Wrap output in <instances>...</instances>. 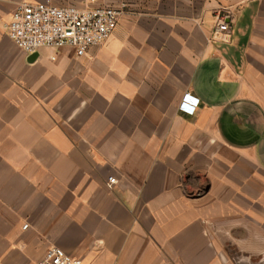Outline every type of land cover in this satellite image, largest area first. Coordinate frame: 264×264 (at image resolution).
<instances>
[{
    "label": "crops",
    "instance_id": "1",
    "mask_svg": "<svg viewBox=\"0 0 264 264\" xmlns=\"http://www.w3.org/2000/svg\"><path fill=\"white\" fill-rule=\"evenodd\" d=\"M40 1L0 0V264L50 246L84 264L264 262V0H97L123 13L81 57L9 38ZM221 12L229 42L211 39Z\"/></svg>",
    "mask_w": 264,
    "mask_h": 264
},
{
    "label": "built area",
    "instance_id": "2",
    "mask_svg": "<svg viewBox=\"0 0 264 264\" xmlns=\"http://www.w3.org/2000/svg\"><path fill=\"white\" fill-rule=\"evenodd\" d=\"M97 0H85L82 6L55 5L53 0L22 2L13 10L7 24L9 38L25 53L36 54L42 48L70 49L77 57L84 56L91 48L105 44L113 34L124 6L99 5ZM228 12L215 15L211 39L229 42L231 26ZM56 56H52L55 59ZM200 99L186 93L180 109L194 114ZM116 183L114 176L108 184ZM26 227V225H25ZM34 264H84L83 260L57 246L47 248L43 258Z\"/></svg>",
    "mask_w": 264,
    "mask_h": 264
},
{
    "label": "rangeland",
    "instance_id": "3",
    "mask_svg": "<svg viewBox=\"0 0 264 264\" xmlns=\"http://www.w3.org/2000/svg\"><path fill=\"white\" fill-rule=\"evenodd\" d=\"M230 255L232 257V264H264V262H254L247 259V256L241 254L236 248L230 247Z\"/></svg>",
    "mask_w": 264,
    "mask_h": 264
}]
</instances>
